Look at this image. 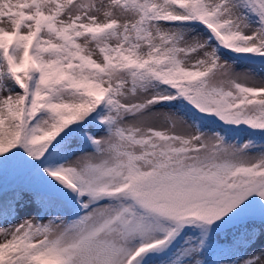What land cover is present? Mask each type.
<instances>
[{"label":"snow or ice","instance_id":"obj_1","mask_svg":"<svg viewBox=\"0 0 264 264\" xmlns=\"http://www.w3.org/2000/svg\"><path fill=\"white\" fill-rule=\"evenodd\" d=\"M257 67L264 0H0V264H264Z\"/></svg>","mask_w":264,"mask_h":264},{"label":"rangeland","instance_id":"obj_2","mask_svg":"<svg viewBox=\"0 0 264 264\" xmlns=\"http://www.w3.org/2000/svg\"><path fill=\"white\" fill-rule=\"evenodd\" d=\"M246 67H248V66L245 65V64H240V65L237 66V70L243 71ZM255 72H256L257 76H259L261 74H264V73H262V71H261V69L259 67H257L255 69ZM242 138L246 139L247 137L246 136H242ZM79 155H80V153L78 152L71 159L75 160L76 157L79 156ZM25 214L28 215V216H32L34 213H33V210L32 209H28L26 212H21V216H23ZM19 218L20 217H17V219H19ZM45 219L47 220V217H45ZM10 222L11 223H15L16 221L15 220H12ZM0 226H5V225H3L2 223H0ZM260 243H264V238H262L261 240L257 241V244H260Z\"/></svg>","mask_w":264,"mask_h":264}]
</instances>
